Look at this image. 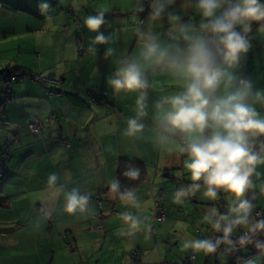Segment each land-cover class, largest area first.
Listing matches in <instances>:
<instances>
[{
  "label": "crops",
  "instance_id": "crops-1",
  "mask_svg": "<svg viewBox=\"0 0 264 264\" xmlns=\"http://www.w3.org/2000/svg\"><path fill=\"white\" fill-rule=\"evenodd\" d=\"M1 2L0 70L27 69L52 81L42 83L22 78L7 84L0 82V101H3L0 150L6 141L10 144L2 158L4 176L0 179V264H88L87 256L97 249L100 252L101 237L107 246H112L113 264H172L186 252H192L179 250L175 240L173 244L167 243L166 247H172L163 256L154 238L156 232L151 234L140 227L129 235L128 226L114 216L127 211L141 220L143 215L150 219L146 201L152 195L154 203L158 191L163 198L165 187L163 204L167 218L164 221L170 223L164 226L175 227L183 221L182 231L185 218L199 219L198 213L205 212L202 206L208 201L201 188L195 197H186L181 204L174 202L176 191L192 183L183 167L185 157L170 153L168 145L159 144L152 131V104L160 95L174 91L175 82H169L164 75L150 78L159 81L164 91L160 87L149 90V117L143 120L147 126L135 137L125 135L127 119L135 116V94L116 96L107 85V78L115 71L114 60L121 53L135 50L133 18H146L148 1L143 0L145 11L140 13L134 12L138 0ZM43 2L51 5L46 13L39 9ZM179 3L177 0V7ZM101 11L105 13L106 23L99 31L112 37L105 44L95 43L97 33L87 29L84 23L87 16ZM189 18L198 19L192 9L185 14V19ZM256 28L254 25L249 34L252 47L240 71L256 89L264 90V33ZM79 43L85 46L83 54L77 52ZM109 47L114 49L111 56L106 55ZM92 86L105 93L100 97L101 104L88 103V90ZM34 121L45 123L42 133L30 134L28 124ZM121 159L136 160L143 165V178L133 189L139 208L125 205L120 199L115 209L111 205L117 193L110 191V183L116 180L121 185L118 175ZM257 172L261 175L252 178L256 187L249 195L255 193V210L264 212V194L260 191L264 165L258 166ZM52 174L57 175V181L49 186ZM61 188L60 195L52 198L51 193ZM73 188L89 198L83 213L63 211L64 192ZM157 188L163 190L154 194ZM96 193L104 199L102 208L94 199ZM219 195L221 200L209 203L224 213L227 194ZM42 207L45 211H41ZM153 215L154 210L152 219ZM98 225L103 228L96 229ZM210 227L209 234L191 239L222 236ZM121 230L125 234L121 235ZM239 230L242 229L234 234ZM181 231L180 237L184 238L186 234ZM63 233L70 238L64 239ZM134 251H140L137 262L132 260ZM193 254L195 264H202L205 254Z\"/></svg>",
  "mask_w": 264,
  "mask_h": 264
},
{
  "label": "clouds",
  "instance_id": "clouds-1",
  "mask_svg": "<svg viewBox=\"0 0 264 264\" xmlns=\"http://www.w3.org/2000/svg\"><path fill=\"white\" fill-rule=\"evenodd\" d=\"M50 8L48 2L39 5L42 13ZM148 8L145 19L133 18L135 50L121 53L107 78L114 95L135 94V116L127 119L125 135L135 137L145 130L149 90L164 91L150 78L164 75L175 82L174 91L153 102L151 115L157 142L185 157L183 167L192 181L176 191L174 202L195 197L201 188L208 201H218L221 192L227 194L224 213L213 205L203 217L222 236L185 239L182 248L207 255L216 253L221 244L228 253L251 246L257 254L247 259L236 256V264H264V212L255 211V193L249 195L256 187L252 178L261 175L257 167L264 165V90L256 89L240 71L252 47L253 25L264 33V0H180L178 7L177 0H148ZM188 9L198 19L186 20ZM144 11L143 0H138L134 12ZM84 23L97 33L95 43L112 40L99 31L106 23L103 11L87 16ZM113 53L111 47L106 51L109 56ZM123 175L137 180L140 171L129 168ZM56 181L57 175H50L49 186ZM61 191L56 189L51 197ZM110 191L119 193L125 205L140 207L135 191H120L119 181H111ZM260 191L264 194V184ZM64 201L65 213H83L89 198L73 188L64 192ZM121 219L129 235L142 224L127 211ZM237 229L242 231L233 236Z\"/></svg>",
  "mask_w": 264,
  "mask_h": 264
},
{
  "label": "rangeland",
  "instance_id": "rangeland-1",
  "mask_svg": "<svg viewBox=\"0 0 264 264\" xmlns=\"http://www.w3.org/2000/svg\"><path fill=\"white\" fill-rule=\"evenodd\" d=\"M5 84H7V83H5ZM159 189L163 190V188H157V189L153 190L154 194ZM164 190H165V187H164ZM164 190H163V198H164ZM149 200H147L146 203L149 206L148 210H149L150 219H149V221L144 220V217L148 216V215H143V220H141L142 221L141 227L144 230H148L149 225H152V223H153L152 212L154 210V203H153L152 195H150ZM220 200H221V198H220ZM206 202H207V204H203V206H202L204 208L205 212H199L198 213L199 219H189L186 217V214L184 215L186 217L185 218V224H186L187 228H186V226H184L183 227L184 229L182 231H181V224H183V221L178 222L175 227H172V225L170 227L164 226V224L170 223V222H165V221L158 222L155 224L156 233L154 234V238L156 239L157 245H158V247H160V250H161V253L163 256L166 255L167 253H169L171 250V247H172V246L170 248L166 247L167 243L173 244V242L175 240H177V246L180 247L179 250L184 251V249L182 248V241L183 240L191 239V236H196V235L204 236V235L210 233V231L208 230V226H211V225L209 223H207L206 221H204L203 217L206 214L207 210L210 207H212L213 205L211 203H209L210 201H206ZM104 204H105V202H104ZM198 208H200V207H198ZM118 209L121 211L120 208H118ZM167 213H168V209H167ZM121 215L122 214L120 213V215L118 217L117 214H114L115 217L120 218L119 222L123 223V220L121 219ZM166 218H167V214H166ZM210 228H212V227H210ZM125 229H126V227H125ZM125 229H123V230H125ZM196 230H198L200 233L197 234ZM180 231L182 234H186L184 238L180 237ZM101 235L103 236V234H101ZM192 238H194V237H192ZM99 240H100V242H99L100 252H99V249H97L93 253L94 256L93 255L87 256L88 258L85 259V263L88 262V264H113L112 263V256H113L112 246L111 245L107 246V244H105V242L103 240V237H101ZM92 247L96 248V245L92 244ZM225 248H226V246H224L222 249L218 250V252L216 254V263H218V264H229L230 262H232L233 255H232V253L225 252L224 251ZM186 251H189V250H186ZM119 259L120 258L117 259V262L119 261Z\"/></svg>",
  "mask_w": 264,
  "mask_h": 264
},
{
  "label": "built area",
  "instance_id": "built-area-1",
  "mask_svg": "<svg viewBox=\"0 0 264 264\" xmlns=\"http://www.w3.org/2000/svg\"><path fill=\"white\" fill-rule=\"evenodd\" d=\"M145 1H148V0H145ZM1 5H2V2L0 0V6ZM65 28L66 27H64V29ZM77 52L80 54H83L85 52V46L83 45V43H79L77 45ZM19 78H31L35 81L42 82V83H47V82L52 81V79L50 77H44L41 74L29 73V72H26L24 70H22V71H20V70H18V71H16V70H5V69L3 71L0 70V81L1 82L10 83L11 81L17 80ZM104 94H105L104 92H99V91L95 90V88L93 86L90 87L88 90V103L95 102L97 104H101L100 97ZM45 127H46V125L44 122L34 121V122L29 123L28 130L32 135H36V134L42 133L43 130L45 129ZM9 146H10L9 142L6 141L4 143V147L0 150V179L4 176V162L2 161V158L7 155ZM158 194H159L158 198H156L154 200L153 223H152V225H149V228H148V231L151 234H154L156 232L155 231V224L158 222L164 221L166 218V206L163 204L161 191H158ZM94 199L96 200L99 208H102L104 206V199L101 197V195L99 193H96L94 195ZM117 203H118L117 200H114V202H112L111 205H112L113 209H115V206ZM255 211H260V210L256 209ZM95 228L101 230L103 227H102V225H98ZM240 231H242V230H239V232ZM239 232H237L233 236L238 235ZM62 237L66 240L68 238H70V236H68L67 233H63ZM216 237H218V236H216ZM223 246H224V244H221L220 247L218 248V250H220ZM247 248L253 252L258 251L256 249L252 248L251 246H249ZM218 250H217V252H218ZM217 252L213 253V254L205 255L204 261L202 264H216ZM231 253L233 255V260L235 263H236V259H235L236 256H242L239 249L234 250ZM139 255H140V251H134V253L132 255V260L137 262ZM195 258H196L195 254H193L192 252H187L184 255V257L178 263H173V264H194Z\"/></svg>",
  "mask_w": 264,
  "mask_h": 264
},
{
  "label": "trees",
  "instance_id": "trees-1",
  "mask_svg": "<svg viewBox=\"0 0 264 264\" xmlns=\"http://www.w3.org/2000/svg\"><path fill=\"white\" fill-rule=\"evenodd\" d=\"M253 28H254V25H253ZM4 69H2V71H3ZM5 70H16V71H18V70H20V71H22V70H24V71H26V72H29V73H33V72H31L30 70H27V69H19V68H6ZM19 79H22V78H19ZM15 81H18V79L17 80H13V81H11L10 83H12V82H15ZM1 82V81H0ZM2 83H4V82H2ZM2 104H3V101H0V111H1V109H2ZM31 134V133H30ZM129 168H136V169H139V171H140V176H139V178L137 179V180H131V179H129V178H127V177H125L124 175H123V173L124 172H126V171H128L129 170ZM143 165H142V163L141 162H139V161H136V160H129V159H121L120 160V162H119V165H118V175H119V177H120V182H121V185H120V191H124L125 189H131V190H133L136 186H137V184L142 180V178H143ZM115 200H119V193H117V197L115 198ZM196 232H197V234H199L200 232L198 231V230H196ZM233 235H235V234H233ZM216 236H220V235H216ZM216 236H214V237H216ZM214 237H213V239H214ZM169 244H171V243H169ZM224 246H226L225 244H224ZM223 246V247H224ZM222 247V248H223ZM221 248V249H222ZM239 251H240V253L242 254V256L244 257V256H246V255H249L250 253H255V252H253V251H251V250H249L248 248H245V249H239ZM245 251V252H244ZM246 251H247V253H246ZM186 254V253H185ZM184 254V255H185ZM184 257V256H183ZM182 257V258H183ZM181 260V259H180ZM179 260V261H180ZM179 261H177V262H174V263H178ZM232 263H234V264H236L235 262H234V260L232 259ZM173 264V263H172Z\"/></svg>",
  "mask_w": 264,
  "mask_h": 264
}]
</instances>
